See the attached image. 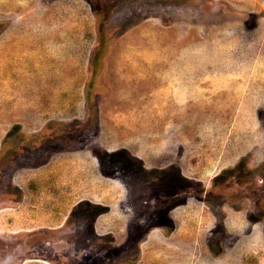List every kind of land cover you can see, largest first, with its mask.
Here are the masks:
<instances>
[{
    "label": "rangeland",
    "instance_id": "1",
    "mask_svg": "<svg viewBox=\"0 0 264 264\" xmlns=\"http://www.w3.org/2000/svg\"><path fill=\"white\" fill-rule=\"evenodd\" d=\"M0 264H264V0H0Z\"/></svg>",
    "mask_w": 264,
    "mask_h": 264
}]
</instances>
